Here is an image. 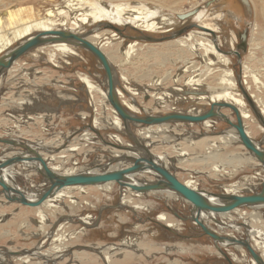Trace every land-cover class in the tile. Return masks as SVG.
<instances>
[{"label": "rangeland", "instance_id": "rangeland-1", "mask_svg": "<svg viewBox=\"0 0 264 264\" xmlns=\"http://www.w3.org/2000/svg\"><path fill=\"white\" fill-rule=\"evenodd\" d=\"M119 5L120 11L117 9ZM252 7L254 8V4ZM139 10L143 15L140 14V18L136 19L135 15H139ZM190 11L196 12L186 18L179 16V13L187 14ZM19 12L20 14H18ZM235 13L241 18L236 19ZM21 14L25 19L19 20ZM85 15L88 17V21L84 24L79 21L81 25L72 29L73 31H88L105 23H113L123 32L121 34L103 28L101 33L104 37L96 38L93 41L101 44L109 53L116 72L117 86L124 93L120 99L135 104L139 111L134 113L144 116L180 110L186 112L193 106L202 107L203 111H206L211 103L209 95H190L189 91L210 92L211 87H216L217 90L229 88L234 95L245 101L242 108L252 111L248 119L253 113L254 121H250L248 124L246 121V124L249 125L251 132L253 131L255 140L262 143L264 147V125L243 96L238 83L240 79L242 85L248 87L252 95L255 90L264 93L263 84L255 80V76H257L264 83V51L251 44L253 36L251 28L255 14L245 0H0V43L7 42V35H14V33L10 34L12 29L22 34V37L14 39L12 44L10 43L0 52V57L30 35H26L25 30L31 28V22L35 20L49 21L53 29L69 30V24L62 25L61 19L68 18V21H71ZM150 23L155 26L151 28L148 26ZM198 23L215 29V35L199 36L197 39L213 42L217 53H213L208 45H199L197 50L194 49L192 52L190 49H182L177 45L178 43H174L176 38L181 35L157 42L142 39L143 35L156 38L168 36L185 25ZM134 25L137 27L135 28ZM195 28L197 27H192L184 33L192 29L195 33ZM246 29L248 30L247 41L250 44L246 47L247 49L243 50L240 48L241 34ZM31 32L32 34L37 33V31ZM107 41L109 42L107 43ZM72 48L77 50L76 53L55 50L50 45L43 49L36 48L19 58L10 69L5 70L0 76V135L25 141L44 156L46 155L47 159L56 152H64L62 150L67 149L68 145L76 144L77 149L65 152L67 157L64 158V162H60L58 165L61 173L65 171L80 172L82 166H89L86 167V170H90L94 168L92 165L101 164L102 160L110 155V152L113 153V149L102 146L106 144L104 140L112 139L113 134L123 137L124 145L134 144L126 130L117 129V126L113 127L112 124L109 125V122L113 123L115 114L103 94L97 95L98 107L94 108L89 103V94L82 78L89 75L94 83L105 90L107 82L102 64L89 50L79 46H72ZM235 50L241 53L240 58L234 53ZM51 53L55 59L57 58V62L47 59ZM218 53H225L223 56H226L227 59L218 56ZM54 62L58 65H54ZM158 95H165L164 104L159 103ZM259 101L261 100L259 99ZM257 104L259 107L260 102ZM222 111L224 113L233 112L230 108H223ZM95 118L101 123L98 124L100 136L95 135V138L91 139L81 138L84 131H93L91 127H93ZM229 118L236 122V115L233 114V117L229 116ZM208 124L170 122L168 125L171 132L174 133V137H167L168 140L160 138L157 141L158 144L154 146L156 159H159L161 163H165L168 159V168L173 170L180 180H194L207 193L222 192L225 186L234 188L238 193L260 190L264 179V169L258 159L254 158L237 139L231 143L225 141L220 133L226 132L228 129L232 132L233 129L224 120L215 119L214 122H208ZM130 126L131 132L138 136L141 127L132 123ZM212 126L215 128L214 132L206 133V135L212 139L218 138L215 143L217 145L216 152L221 157L219 156V159L210 165L211 159L202 160V155L208 153V150L203 148L204 142L200 144L202 148H196V144L198 138L204 137L200 131L207 130ZM193 133L196 134L190 137ZM61 140L62 142H60ZM145 141H148V138ZM184 141L189 142L191 146ZM39 142H44V146ZM47 145L52 146L48 147ZM208 145L210 144L208 143ZM184 146H189V150L184 149ZM233 148L237 155H246L249 160H245L244 163L242 161L233 163L227 161L226 156L231 157L234 153L232 152ZM17 151L14 153L17 154ZM4 152L5 148L0 144V160L13 155V153L5 154ZM184 152L187 153L185 156L182 155ZM180 158L181 162L178 161ZM26 165L25 162L17 163L12 169L19 176L17 183L23 194L31 195L36 192L35 190L45 178L36 169V163L31 164V167ZM259 170L261 172L257 173ZM146 175L148 174L146 173ZM47 186L45 185V187ZM45 187L43 188L45 189ZM115 189L112 192L103 193L101 188L94 187L91 194L98 195L76 193L77 188L69 189L70 191L67 190V193L70 196L78 195L77 202L72 203L70 198L66 197L58 207L52 206L55 209L53 215L45 220H40V217L45 215L42 206L39 208L30 207L11 202L1 193L2 187L0 186V253L2 254L0 263H4V260L17 258L6 256L4 254L6 251L35 248L37 249L35 254L39 255L40 253H56V250L60 251L64 247L66 250L59 258L49 259L45 257L46 255H35V257L31 255L29 259L32 262L39 261V264L47 262L48 264H81L78 262L77 256L82 255L87 258L91 254L93 257L101 256L97 264H109L106 262V252L102 251L99 246L116 244L125 238L135 236L144 238L146 242L154 245L155 247L151 248L152 251H157L160 247L159 258L158 256L152 257L154 255L152 252L150 257L144 255L137 264H229L224 255L206 252L200 253L202 254L200 256H189L180 254L173 249V246L178 243L184 244L183 241L190 242L192 246L215 247L214 245H216L213 244V238L205 235L201 227L194 223L193 207L184 202L180 196L174 194L175 196L173 195L169 200L151 192L146 193L145 201H155L157 206L152 209L142 208L137 214L128 206L121 205V187L118 185ZM20 207L27 210L38 208L40 217L35 213H30L19 226L14 227L7 223ZM255 212L260 214V218ZM160 213H165L173 220L174 227L169 229L164 227L166 221L157 219V215ZM247 213L257 215L254 219L258 221L253 222V227L261 230L262 236H256L255 239L263 242L264 208L243 207L239 212L233 211L229 215L247 217ZM83 216H89L92 223L84 224L79 219ZM237 222L241 229L222 228L221 234L225 235L231 231V234L238 239L246 238L250 242L252 241L251 243L255 242L251 238L252 234L248 233L247 227L242 226V220L239 219ZM57 223L58 229L55 233L54 225ZM54 236H57V239L52 242ZM44 239H46L45 242H43ZM87 246H93L94 249L92 247L91 250L83 249ZM228 246H224V250L228 253L234 252L240 258V260L231 258L233 264H249L246 256H242L243 259H241V254L234 244ZM261 249L258 248V251L260 250L259 252L264 254ZM73 252L76 253V256L73 255ZM116 254H112L115 256L113 259L122 255L121 252ZM230 257L232 256L230 255ZM2 259L4 260L2 261ZM133 262L132 260V263L127 264H133Z\"/></svg>", "mask_w": 264, "mask_h": 264}, {"label": "bare ground", "instance_id": "bare-ground-1", "mask_svg": "<svg viewBox=\"0 0 264 264\" xmlns=\"http://www.w3.org/2000/svg\"><path fill=\"white\" fill-rule=\"evenodd\" d=\"M248 4H249V7L254 10V14H255V19L252 23V28L251 30L253 31V36L251 38V44L256 47L257 49H261L264 51V0H245ZM71 2V1H70ZM252 4H254V8L252 7ZM119 11H120V5L118 6ZM21 12V11H20ZM20 12L18 14H20ZM63 12V11H62ZM235 12V11H233ZM139 15H135V18H140V14L143 15L142 11L140 12L139 10ZM185 15V12L183 13H179V16H184ZM16 16V15H15ZM235 18L236 19H240L241 17H239L236 13L234 14ZM182 18V17H181ZM20 19H25V17H22V14H21V18ZM77 20H71V21H68V18H64V19H61V23L62 25H68L69 24V30H66V29H61V30H64V31H67V32H75L77 34H88V32L91 30H88V31H85V30H80V31H73L72 29H75L76 27L80 26L81 23L84 24L88 21V17L85 15L83 17H77L76 18ZM18 20V21H19ZM81 23H80V22ZM113 24V23H111ZM4 26V25H3ZM116 28L119 29L116 30V29H110V30H114L116 32H119L121 34H123L122 30L120 29V27L114 25ZM148 26H151V28H153V26H155L153 23H150L148 24ZM134 27L136 28L137 25H134ZM96 28V27H95ZM98 28V27H97ZM97 28L92 31V33L89 35H86L87 38L94 42L98 47H100L102 49V51H104V53L108 56V59L110 60V63L112 64V60H111V57L109 55V53L102 47L101 44H98L97 42L93 41L94 39L96 38H102L104 37L103 34L101 33V30H97ZM150 28V27H149ZM53 27L51 26L50 22L49 21H46V20H35L33 22H31V28L25 30L26 32V35H29V34H32L31 31H37L40 32V31H46V30H52ZM54 30V29H53ZM194 29L190 30L189 32H186L184 34H181L180 37L176 38V42L174 43H178L177 45L180 46V48L182 49H190V52H192L194 49L195 51L197 50V47H199V45H203V46H206L208 45L209 46V49H211L213 51V53H217V49L215 47V45L213 44V42H204V41H201L199 39H197V37L199 36H204V35H215V29L210 27V26H206V25H201V24H197V28H195L196 32L194 33L193 31ZM85 31V32H84ZM14 33V35H7V42L4 43H0V52L3 51L7 45H9L10 43L12 44L13 40L14 39H18L19 37H22V34L18 33V32H15V29H12V31H10V34ZM9 34V33H7ZM197 34V35H195ZM109 41H107L108 43ZM248 41H247V45L246 47L248 46ZM53 46L55 48V50H61L63 52H66V53H76V49L75 48H72V46H75V47H78L76 45H73V44H70V43H65V42H58V43H52V44H46V45H43L41 47H39V49H43L45 48V46ZM72 45V46H71ZM207 46V48H208ZM244 48V49H247V48ZM218 48V47H217ZM206 49V48H205ZM243 49V50H244ZM88 50V49H87ZM236 52V53H235ZM240 53L238 50H235L234 53L237 54ZM223 54L225 53H221L219 54L218 53V56H222V57H225L224 59H227L226 56H223ZM227 55V54H226ZM241 55V53H240ZM112 56H114L112 54ZM205 56V55H204ZM211 56V55H210ZM238 56V55H237ZM219 58V57H217ZM239 58V57H238ZM47 59H49V61H53L56 59L54 58V55L53 53L49 54V57L47 56ZM223 59V60H224ZM216 61V60H215ZM57 62V61H56ZM100 62V61H99ZM101 63V62H100ZM211 64V63H210ZM213 64V63H212ZM54 65H58L57 63L54 62ZM113 66V65H112ZM242 71V69H241ZM114 74H115V78H116V72L114 71ZM256 75V73H255ZM125 79V78H124ZM82 80L84 81V83L86 84V89H87V92L89 94V103L91 105L94 106V108H96L97 104H98V101H97V95L98 94H103L104 98L106 99V101H108V95H107V88L104 89H101L99 85H97L96 83H94V81L89 77V75H85L83 76ZM255 80L261 84H263L264 86V83L263 81L259 79V77L255 76ZM14 82V81H13ZM106 82H107V79H106ZM243 82V81H242ZM41 83V82H40ZM244 84V82H243ZM262 86V85H261ZM107 87V85H106ZM243 87L245 88V90L247 92H249L248 90V87H246L245 85H243ZM210 92L209 91H206V92H203V91H189L190 92V95H197V96H208L209 95V98H210V107L206 110V111H203L204 109L202 107H199V106H196L191 109H189L188 111H186L185 113H189V114H200V113H205L207 111L210 110L211 106L213 103H218V102H228V103H232L233 105H235L241 115H242V118H243V122H244V127L246 129V118L249 116V112H247L246 110H244L242 108V106L244 105V100H242L241 98H238L236 95H234V93L229 89V88H222L221 90H217L216 87H211L210 88ZM117 90H118V95L119 97L123 96L124 93L117 87ZM187 92V91H186ZM193 93V94H192ZM250 95V97H252L253 95L249 92L248 93ZM252 95V96H251ZM75 96V95H74ZM165 96V95H164ZM164 96H160L159 99V103H162L164 104L165 100H164ZM244 96V94H243ZM245 97V96H244ZM254 97V96H253ZM253 99V101L255 102L257 108L260 110V112L262 113L263 117H264V110L260 107H258V104L256 103V100ZM163 99V100H162ZM132 100V99H131ZM247 100V99H246ZM109 102V101H108ZM127 109H129L131 112H135V111H139L138 110V107L135 106V104H132L131 102H129L128 100H125L123 99L122 101ZM135 103V102H133ZM250 104V103H249ZM7 105V104H6ZM98 107V106H97ZM223 108H230V107H221L220 109H218L217 107L215 108V111L217 113L216 116L214 117H211L210 119L206 120V121H203V122H200V123H203L205 125H209V123L211 122H214L215 119L217 120H224L226 123H228V120L229 119L230 121L234 122L232 119L229 118V116L231 115L229 112L227 113H224L222 111ZM113 111H114V114H115V118L113 120V123L111 121V123L109 122V125L112 124L113 127H116L117 129L120 128L121 130H126V127L124 126V124L122 123L123 120L122 118L120 117V115L118 114L117 111H115V109L112 107ZM232 109V108H230ZM233 110V109H232ZM178 112H182L181 110L178 111ZM234 115H236L235 111L233 110ZM113 114V115H114ZM228 114H230L228 116ZM33 117V115H31ZM39 117V116H38ZM27 118V117H26ZM29 119V118H28ZM26 119V120H28ZM34 119V118H33ZM112 120V119H110ZM37 121V120H36ZM39 121V120H38ZM32 122V121H31ZM100 123V121H98V119L95 118V121H93V127L92 128V132L86 130L82 133L81 135V138L82 137H86L91 139V138H95V135H99L100 136V133H97L98 132V124ZM103 123V122H102ZM170 122H167V123H162V124H156V125H146L145 128H142L139 130V134H138V137H139V141L140 142H143V144H145L148 149L150 148V153H155V150H154V146L157 145V141H159L160 138H164L166 139L167 137H174L173 134L171 132V129L169 127V124ZM182 123H185L186 122H182ZM101 124V123H100ZM17 125V124H16ZM228 125H230L231 129H233V131L231 132L229 129L226 130V132H222L220 134L223 135V137L225 138L227 136V139H225V141H228V143H231L233 142L234 139H237L239 143L240 142V138L238 136V133H237V130L231 126L230 123H228ZM101 126V125H100ZM119 129V130H120ZM120 130V131H121ZM215 128L212 126L210 127L209 129H205L204 131H200L201 135L204 136L202 138H198V140L200 139H203L205 137H208L206 135V133H209V132H214ZM230 131V132H228ZM96 134H95V133ZM123 132V131H122ZM167 132H169V135H167ZM228 132V133H227ZM247 132V130H246ZM198 133V132H197ZM205 133V134H204ZM172 136H171V135ZM194 134L196 133H193L190 135V137L194 136ZM235 135L236 137L233 139V137H231L230 135ZM248 134V132H247ZM110 135V134H109ZM198 135V134H197ZM200 135V136H201ZM249 135V134H248ZM91 136V137H90ZM250 136V135H249ZM17 137V136H16ZM112 139L109 140V141H106L105 140V143L106 144H103V148L104 147H107L109 149H113V153L110 152V155H108V157L106 159H103L102 160V163L101 164H94L92 165L94 168L93 170H90V172L92 173H99L100 171H94L95 168H106L108 165H110V161L111 159H114L116 157H128V156H131V157H134V158H137V157H140L139 153H136V152H133V151H129L128 149H121L120 147L123 146V137H121L120 135L118 134H113V136L111 137ZM148 138V141H145L146 139ZM150 138V139H149ZM88 139V140H89ZM145 139V140H144ZM175 139V138H174ZM190 139V138H189ZM187 139V140H189ZM96 140V139H95ZM168 140V139H166ZM183 140H186V139H183ZM197 140V141H198ZM194 141V140H193ZM62 142V140L60 141ZM59 142V143H60ZM184 142H187V141H184ZM254 142L256 144L259 145V143L254 140ZM58 143V142H56ZM58 143V144H59ZM102 143V142H101ZM188 144H190L189 142H187ZM40 145L44 146V142H39ZM62 144V143H61ZM78 144V143H77ZM152 145V147H150V145ZM242 144V143H241ZM107 145V146H106ZM191 145V144H190ZM243 145V144H242ZM1 146H3L5 149L7 148V146L1 144ZM35 146V145H34ZM39 146V145H38ZM48 147L49 146H52V145H47ZM61 146V145H60ZM134 146V145H133ZM244 146V145H243ZM41 147V146H40ZM99 147V146H98ZM245 147V146H244ZM58 148V147H57ZM51 149V148H50ZM56 149V148H55ZM77 147H76V144H71V145H68L67 149L65 150H62L64 152H59L56 154H53L51 156L48 157V159L46 158V155L43 156L45 157L46 161L48 162V165L52 168V170H55L56 172L58 173H61L59 168H58V165H60V162H64V158L67 157L65 155V152H70V151H74L76 150ZM42 150V149H41ZM248 151V150H247ZM249 152V151H248ZM49 153V152H48ZM211 153L212 156H214L215 152L214 151H211L209 152ZM251 153V152H250ZM17 154H21V153H17ZM187 153L184 152L182 153L183 156H185ZM252 156L256 159H258L253 153H251ZM16 155V154H15ZM49 155V154H47ZM156 156V155H155ZM210 156V155H209ZM101 158V157H100ZM158 158V157H157ZM215 157H209V159L213 160ZM166 159V158H165ZM98 160V159H97ZM122 161H119V162H114L111 167H109V169H107L108 171H116V170H120V169H123V168H127L131 165V162L128 161V160H124V159H121ZM154 160L162 165H166L168 167V164H169V160L167 159L165 161V163H161L159 162V159H156V157L154 158ZM185 160V159H183ZM101 161V160H100ZM108 161V162H107ZM179 162L182 161V159H178ZM259 161V159H258ZM261 163V167L264 169V163H262L261 161H259ZM27 165L26 166H30L31 167V164H33L34 162H26ZM213 163V162H212ZM210 163V164H212ZM35 164V163H34ZM86 167H89V166H82L80 169V171H83V169L85 168L86 170ZM91 167V166H90ZM24 168V167H23ZM70 168V167H69ZM21 169V168H20ZM170 169V168H168ZM64 170V169H63ZM100 170V169H98ZM102 170V169H101ZM19 171V170H18ZM23 171V170H22ZM79 171V170H78ZM171 171V170H170ZM75 171H72V172H62L61 174H71V173H74ZM90 172H87V173H90ZM102 172V171H101ZM142 172V173H141ZM148 175H146V173ZM172 173L173 170L171 171ZM4 178L11 184L13 185L14 187H17L19 189H21V187L18 185V181L19 180V176L13 172V169L12 167L9 168V169H6L4 170ZM25 173V172H23ZM78 172H75L74 174H76ZM140 173V174H139ZM175 174V173H174ZM138 175H140V177H138ZM177 176V174H176ZM144 177V178H143ZM178 177V176H177ZM179 178V177H178ZM160 179H163L158 173L156 174V172H154L152 169H145L144 171H139L138 173H132V174H127L125 175V180L123 181L125 183L124 186H121L118 182L116 181H112V182H107V183H102V184H97V186H94V185H87V186H82V185H75V186H69V187H66L64 188L63 190H61L53 199H50V200H47L46 202H44L42 205L43 207V211L45 212V215L44 217H40L39 215V212L36 213V211H38V208L37 209H29L28 212L29 213H35L37 216H39L41 219L40 220H45L46 218H48L49 216L53 215L54 213V210L52 208V206L54 207H58L59 205H61L63 203V201L66 199V197H69L71 202L74 203V202H77V197L78 195H72L70 196L68 193H67V190H72V188H77L78 191L76 193H84V194H91L92 191H94V187H97V188H101V192L105 193V192H112L116 186H120L121 187V192H122V199H121V205H126L128 206L129 208L133 209L135 212H139L140 209L144 208V209H152L153 207L157 206V203L155 201H145V195H146V192H140V191H136V190H133L132 188H130L127 183H129L130 181H133L134 183H137V184H142L141 182H145V181H148V182H156ZM184 183H186L188 186H190L191 188L195 189V190H198L199 192H202L204 196H206L212 203H220L221 200L218 198V197H214L212 195V193H207L205 190H203L202 188H200L197 184V182H195L194 180H185L183 181ZM46 178L45 180H43V182H41L38 186V188L35 190L36 192L35 193H32L29 198L26 197L25 195V198L26 199H33L35 198L39 192L41 190H43L45 187L46 184ZM115 183H118V184H115ZM46 188V187H45ZM225 188H228L226 189L225 191H222L220 193H227V194H238L237 190H234V188L232 187H228V186H225ZM261 188V187H260ZM86 189V190H85ZM69 190V191H70ZM116 190V189H115ZM22 191V189H21ZM33 192V191H32ZM151 193L153 194H157L159 195V197H164V198H171L174 194H176V196H180L184 202L186 203H189L191 204V207H193V211L194 212V219L196 218V216L198 215V220L199 222H203L207 227H209L211 230L215 231L216 233L221 234L222 232V228H227V229H241V226L237 225L238 222L237 220L241 219L242 220V226H245L247 227V231L249 234H252L251 235V238L255 241L253 243L250 242V240L246 239V238H240V239H243V240H248L250 242V244L252 245V247L260 254V256H262V258L264 259V254L262 252H259L258 251V248H262L261 250L264 251V241L263 242H259L258 240L255 239V237L261 235L260 233L261 230H257L253 227V222L255 221H258L256 219H254L256 216L252 215L251 213H247V217L246 216H242V215H236L235 217L234 216H230L229 213H216V212H213V211H204V210H195V205L188 199H186L185 197H183L180 193H178L177 191L175 190H172V189H164V190H159V191H150ZM150 192H147V193H150ZM2 193V192H1ZM26 193V192H24ZM28 193V192H27ZM72 193V192H71ZM3 194V193H2ZM1 194V195H2ZM34 194V195H33ZM91 195H98L96 193L94 194H91ZM5 196V195H4ZM175 196V195H174ZM31 197V198H30ZM74 198L73 200L71 198ZM84 197V196H83ZM149 197V196H148ZM152 197V196H151ZM156 198V197H155ZM69 200V199H68ZM162 200V199H161ZM170 200V199H169ZM173 200V199H172ZM9 202V201H8ZM12 202V201H11ZM170 202V201H169ZM168 204V203H167ZM178 204V203H177ZM23 205V204H22ZM170 205V204H169ZM38 206V207H40ZM176 207V206H175ZM174 207V208H175ZM258 208H264V206H257ZM23 207H20L19 210H17L14 215L12 216V218L14 219L16 217L17 214L20 213V211L22 210ZM256 208V207H255ZM176 209V208H175ZM191 209V208H190ZM241 208H238L236 210H233V211H236L239 212ZM181 210V209H180ZM232 211V212H233ZM183 212V211H182ZM190 213V212H189ZM256 213V212H255ZM188 214V213H187ZM191 214V213H190ZM258 214V213H256ZM43 215V214H42ZM234 215V214H232ZM260 214H258V217H259ZM73 216V215H72ZM184 216V215H183ZM254 216V217H253ZM262 216V215H261ZM2 217V216H1ZM77 217V216H76ZM180 217V216H179ZM189 217V216H188ZM11 218V220H9L7 223H9L10 225L14 226V222L12 221L13 219ZM25 218L24 217V221H25ZM260 218V217H259ZM4 219V218H3ZM79 219H81V221L84 223V224H88V223H92L91 220H90V217L89 216H83V217H80ZM157 219L159 220H165L166 221V225L164 227L166 228H172L174 227L175 223L173 220H171L165 213H160L157 215ZM39 220V221H40ZM71 220V219H70ZM262 220V219H261ZM1 221V219H0ZM73 221V220H72ZM38 222V221H37ZM198 221H196V219L194 220V223L197 224L199 227H201L200 223ZM211 222H214L211 224ZM193 223V224H194ZM62 224V223H61ZM41 225V224H40ZM60 226V225H59ZM35 227V226H34ZM3 228V227H1ZM243 228V227H242ZM13 229V228H12ZM54 229V228H53ZM56 229H58V225L56 226L54 232L56 233ZM62 229V228H61ZM201 230L202 227H201ZM61 231V230H59ZM232 232L229 231L227 232L224 236H228L229 238H236L238 239L236 236H234L233 234H231ZM50 234V233H49ZM202 234V233H201ZM46 235V234H45ZM57 235V234H56ZM44 236V235H43ZM209 236V235H208ZM249 236V235H248ZM262 236V235H261ZM250 237V236H249ZM212 238V237H211ZM57 239V236L53 238L52 242L55 241ZM183 239V238H182ZM46 239H44L43 242H45ZM59 240V239H58ZM261 240V239H260ZM42 242V243H43ZM62 242V241H61ZM184 244H177L176 246H173V249H175L176 252L180 253V254H183V255H189V256H200L202 254L200 253H206V252H209L211 254H216V255H224L220 249H218V247H216V245H214L215 247L213 246H206V245H203V246H199V245H195V246H192L190 244V242L188 241H183ZM185 242H187L188 244H186ZM41 243V244H42ZM174 244V243H173ZM213 244H215L214 240H213ZM235 245V248L237 249V251L240 252L241 254V259H243V257L246 256V258H248V262L249 264H258L254 258L251 256V254L248 252L247 249H245V247L241 246V245H237V244H234ZM218 246L219 248L221 247L222 251H224L225 253H227V255L230 257V255L232 257H230V259L232 258V260L236 259V260H240L239 255L235 254L234 252L232 253H228L224 250V246H228V244L224 243V244H219L218 243ZM93 248V246H87V248H83V249H86V250H91L90 248ZM101 248L102 251H105L106 252V262L109 264H127V263H132V260L134 261L133 264H137L138 261H141L142 257L144 255H146L147 257L151 256L152 255V252H154V255L152 257H156L158 256V258L160 257V252L158 250H160V247L159 249H157V251H152L151 248H154L155 246L154 245H151L149 242H146L144 240V238H139V237H129V238H125L123 240H121V242L119 243H116V244H109V245H105V246H99ZM230 247V246H228ZM207 248V249H206ZM214 248V249H213ZM233 248V247H232ZM61 249V248H59ZM234 249V248H233ZM66 250V248H62L60 251H57L56 250V253H52V252H49L47 254H39V255H43L45 256L46 258L48 257L49 259H56V258H59L63 255V252ZM47 251V250H46ZM234 251V250H233ZM4 252V251H3ZM121 252L122 255L120 257H116L113 259V257H115L114 255H112L113 253H119ZM116 254V255H117ZM126 254V255H125ZM0 255L2 256V254L0 253ZM36 255H38L36 253ZM38 255V256H39ZM73 255L76 256V253L73 252ZM124 255H125V258H124ZM243 256V257H242ZM78 257V260L80 259L81 261H84V263H91L93 261H95L97 258L96 256L93 257L91 256V254L89 255V257H83L82 255L80 256H77ZM225 257V256H224ZM1 258V257H0ZM37 259V258H36ZM61 259V258H60ZM41 260V258H40ZM79 260V261H80ZM246 260V259H244ZM15 263L17 262V264H35L37 262H32L28 256H25V257H17V258H14L13 260ZM247 261V260H246ZM247 262V263H248ZM9 263V262H8ZM45 264H48V263H45ZM177 264V263H175Z\"/></svg>", "mask_w": 264, "mask_h": 264}, {"label": "water", "instance_id": "water-1", "mask_svg": "<svg viewBox=\"0 0 264 264\" xmlns=\"http://www.w3.org/2000/svg\"><path fill=\"white\" fill-rule=\"evenodd\" d=\"M196 11H190L182 18H186ZM192 27H197V24L185 25L180 29L174 31L172 34L168 36H163L160 38H156L150 35H143L142 39L152 42L164 41L170 38H175L183 34L185 31ZM97 28V27H96ZM96 28L91 29L88 34L90 35L92 31ZM116 29L118 28L111 23L102 24V26H98L97 30L101 29ZM91 32V33H90ZM120 32V31H119ZM88 34H77L75 32H67L61 29H52L46 31H40L38 33L30 34L29 36L22 39L16 46L6 51L0 57V76L5 72V70L10 69L14 62H16L19 58L24 56L26 53L39 48L46 44L65 42L70 43L79 47H83L92 52L98 60L101 62L102 67L105 70L106 79H107V95L108 101L110 105L118 112L120 117L123 120V124L126 127V132L131 136L134 144L121 146V149H128L129 151H133L139 153L140 157L134 158L131 156L128 157H116L111 159L110 165L106 168H95L94 171H100L99 173H92L90 170L80 171L76 174H61L52 170V168L48 165L45 157L36 150L34 147L26 143L25 141H20L14 138H8L0 135V144L7 146L5 149V154L13 153L10 157H5L0 160V186L2 187V193L5 195L6 199L12 202H17L30 207H38L42 205L47 200L53 199L61 190L69 186L75 185H97L107 182L116 181L121 186H124L125 183V175L138 173L139 171H144L149 168L152 169L156 174L158 173L163 179H160L156 182H141L142 184L134 183L130 181L127 185L133 190L140 192H150V191H159L164 189H172L180 193L183 197L190 200L195 205V210H204V211H213L216 213H229L233 210L243 207H251L258 208L257 206H264V179L261 184L260 190L249 192V193H238V194H227V193H212L214 197H218L221 202L220 203H212L206 196L203 195L202 192L195 190L180 180L176 174L172 173L170 169L166 165H162L154 160L155 155L150 153V148L143 144V142L139 141V137L131 132L130 124H134L140 127H145L146 125H156L167 122H186V123H200L210 119L217 115L215 108L220 109L221 107H230L236 113V122H232L229 119L228 123L231 124L237 130L238 136L240 138V142L245 146V148L253 153L259 161L264 163V147L262 143L256 144L254 140L247 134L246 129L244 127V122L242 115L239 109L228 102H218L213 103L210 110L205 113L200 114H189L185 112H170L165 114H147L144 116H139L134 112H131L127 109L126 105L122 102L118 95L117 90V82L114 74V68L108 59V56L102 51L100 47H98L94 42L90 41L86 35ZM242 42L240 48L244 49L247 45L248 38V30L246 29L243 34H241ZM236 53V52H235ZM238 57L240 58V53L237 52ZM240 85V89L244 94L247 101L250 103L254 113L256 116L262 121L264 125V117L260 110L257 108L255 102L252 97L248 94V92L243 87L241 80L238 81ZM91 127V126H90ZM97 133H101L98 131ZM104 140V139H103ZM105 141V140H104ZM107 141V140H106ZM134 145V146H133ZM18 150V151H17ZM17 151L21 152V154H14ZM4 156V155H3ZM121 159L128 160L131 162V165L127 168H123L116 171H108L109 167L114 162L122 161ZM34 162L36 163V169L42 173L44 178H46V184L48 185L45 189L41 190L39 194L33 199H26L21 189L14 187L4 178V170L13 167L17 163H26V162ZM100 169V170H98ZM102 169V170H101ZM102 171V172H101ZM90 172V173H87ZM115 207V206H112ZM196 221L198 220V215L196 216ZM59 223V222H58ZM55 224L54 226L56 227ZM205 235H209L213 238L216 247L220 249V251L224 254L225 258L229 262V264H233L230 257L222 251L221 247L219 248L218 244H228V245H241L248 250L251 256L258 264H264V259L260 254L252 247L248 240L229 238L228 236L220 235L215 231L211 230L207 227L203 222H199ZM87 248V247H83ZM79 249V248H78ZM37 249H17L16 251H6V256L9 257H25L28 256L31 258V255H34ZM48 263V262H47ZM0 264H14L8 263L4 260V263Z\"/></svg>", "mask_w": 264, "mask_h": 264}, {"label": "crops", "instance_id": "crops-1", "mask_svg": "<svg viewBox=\"0 0 264 264\" xmlns=\"http://www.w3.org/2000/svg\"><path fill=\"white\" fill-rule=\"evenodd\" d=\"M261 90V89H260ZM163 94V93H162ZM167 95V94H166ZM160 96H162V95H158L157 96V99H159V97ZM253 96H254V99L255 100H257L256 101V103L257 102H260V108H262L263 110H264V93H262V91H256L255 90V93L253 94ZM259 99L261 100V101H259ZM160 100V99H159ZM262 105V106H261ZM244 109V108H243ZM245 110V109H244ZM246 111L247 112H252L251 110H249V109H246ZM231 115V117H233V114L234 113H232V112H229ZM253 113L251 114V118H249L248 119V117L246 118V120H245V122L247 121V124H248V122H250V121H254L253 120ZM218 123V122H217ZM245 125L246 126V130H247V132H248V134L250 135V137L253 139V140H255V138H254V136H253V131L251 132V130H250V128H249V125ZM231 137H233V139L236 137V136H234V135H232L231 134ZM225 139H227V136L225 137ZM206 140V141H205ZM217 140H218V138H210V137H205V138H203V139H200V140H198L197 141V144H196V148H202L201 147V142H204V147L203 148H205V150H208V153L209 152H211V151H214L215 152V154H214V156H212L211 155V153L210 154H208L207 152V155H206V153H204L203 155H202V160L203 159H205V158H209V157H215L213 160H211L210 162L212 163L213 161L214 162H216L217 161V159H219V156L220 155H218L217 154V145L215 144V143H217ZM235 140V139H234ZM233 140V141H234ZM185 143H187V142H185ZM208 143L210 144V145H208ZM188 144V143H187ZM189 146H191L190 144H188ZM189 146H184V149L186 148V150L188 151L189 150ZM210 149V150H209ZM234 149V148H233ZM235 151V149L232 151V152H234ZM250 153V152H249ZM14 154H16V153H14ZM210 155V156H209ZM221 157V156H220ZM226 158H228L227 159V161H230L231 163H233V162H235V161H242L243 163L245 162V160H249L248 158H247V156L246 155H237V153H233L232 155H231V157L229 158V156H226ZM225 158V159H226ZM207 165H209V163H207ZM211 165V164H210ZM258 170V169H257ZM259 172H261V170H259L257 173H259ZM231 186V185H230ZM229 187V186H228ZM226 189H228V188H225L223 191H225ZM26 197H28L29 198V196L30 195H25ZM31 198V197H30ZM39 208V207H38ZM38 211H36V213H37ZM30 213L28 212V210L26 209V208H22V210L20 211V213L19 214H17L16 215V217L12 220L13 222H14V227H16V226H19V224L20 223H23V221H24V217H26V216H28ZM14 215V214H13ZM8 231V230H7ZM12 251V250H11ZM97 256V259L95 260V261H93V262H91V263H84V261H81L80 259V261L78 260V262L79 263H81V264H97V261L98 260H100V258H101V256H99V255H96ZM0 257H1V255H0ZM4 259H2V261H3ZM14 258H11L10 260H7L9 263L11 262V263H14ZM15 264V263H14ZM35 264H39V261H37V263H35ZM44 264V263H43Z\"/></svg>", "mask_w": 264, "mask_h": 264}]
</instances>
